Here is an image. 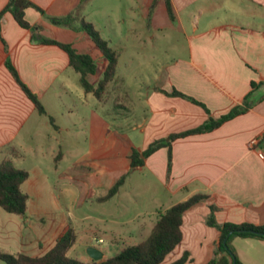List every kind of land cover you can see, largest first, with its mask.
<instances>
[{"label":"crops","instance_id":"obj_1","mask_svg":"<svg viewBox=\"0 0 264 264\" xmlns=\"http://www.w3.org/2000/svg\"><path fill=\"white\" fill-rule=\"evenodd\" d=\"M30 1L43 10L26 8L30 25H40L45 36L70 43L95 59L96 73L87 76L93 84L107 63L101 51L85 31L54 25L49 16H64L79 8L80 16L117 52L131 49L127 42L133 38L138 42L134 47L141 51L183 53L162 60L152 70L153 80L146 84L145 93L148 116L132 127L139 132H125L97 108L83 109L91 99L100 101L84 91L63 49L32 41L31 31L21 27L9 11L4 13L0 163L10 159L16 168L28 172L21 185L28 198L23 215L0 207L1 252L41 255L69 228L75 243L79 233H92L97 243L109 236L110 247L117 246L115 238L123 236L119 251L138 242L129 239L135 234L149 233L161 213L195 194L208 197L184 212L182 240L165 262L185 251L187 264H206L213 257L220 232L207 224L211 205L216 207L218 223H264V0ZM8 2L0 0V11ZM87 4L91 5L89 17L84 15ZM17 78L37 96L44 113ZM174 90L189 98L173 95ZM236 106L244 110L220 126L171 140L169 175L166 146L151 153L143 166L131 167L133 148L142 151L155 140L168 142L171 134L194 129ZM252 140L256 143L251 144ZM143 167L165 191L157 208L140 209L126 218H104L86 211L93 204L101 211L104 207L114 211L113 205L131 201L123 194L130 176ZM122 176L123 184L108 197ZM62 186L74 193L70 208L60 203L57 192ZM90 242L85 246L102 251ZM231 243L243 264H264V239L236 236ZM102 252L103 259L110 257ZM80 260L91 257L87 254Z\"/></svg>","mask_w":264,"mask_h":264},{"label":"trees","instance_id":"obj_2","mask_svg":"<svg viewBox=\"0 0 264 264\" xmlns=\"http://www.w3.org/2000/svg\"><path fill=\"white\" fill-rule=\"evenodd\" d=\"M83 1V0H82ZM28 7H34L39 12L43 10L33 4L30 0H9L8 4L0 11V33L1 20L5 12L9 11L16 22L23 28L31 31V40L42 44H53L63 49L69 57V64L79 75V83L86 93H92L98 101H103L111 83L117 72L119 52L112 48L108 42L103 39L93 24L86 21L79 14V8L64 16H49V21L58 26L72 29H80L87 33L95 45L99 48L107 63L99 80L93 84L88 79L89 74H95L98 68L97 62L91 55L78 52L70 43L60 42L47 37L42 33L40 25H30L25 19V10ZM168 12L172 16L168 4ZM13 74L17 76L13 68ZM24 92L32 99L40 113H44V108L39 102L37 96L18 78ZM256 84L252 82L254 87ZM173 95H179L189 98L181 92L173 91ZM192 101L196 100L190 98ZM244 108L236 106L229 112L222 114L218 118H209L202 125L187 130L185 132L171 134L169 141L155 140L151 142L144 150L139 151L135 148L130 153V165L132 168L143 166L145 159L161 146L168 148L167 153V174L171 171V140L177 137H183L193 133L210 131L223 122L240 114ZM26 170L16 168L10 159H4L0 163V207L8 213L23 215L27 207V194L21 189L22 183L27 179ZM125 176H122L110 188L107 196L114 195L123 184ZM206 194H195L188 199L178 202L163 213H161L153 224L148 235L133 245L122 247L114 255L95 261H82L76 257L68 255V250L75 243V233L69 228L45 253L41 255H29L26 253L11 254L0 251V261L5 264H187L189 254L185 251L179 258L165 262L166 256L171 253L182 240V216L186 210L196 203L207 199ZM216 207L210 206V214L207 218V224L216 227L220 234L215 242L214 255L206 264H243L232 246V239L240 237H257L264 239V223L254 224L250 222L218 223L214 217Z\"/></svg>","mask_w":264,"mask_h":264},{"label":"rangeland","instance_id":"obj_3","mask_svg":"<svg viewBox=\"0 0 264 264\" xmlns=\"http://www.w3.org/2000/svg\"><path fill=\"white\" fill-rule=\"evenodd\" d=\"M113 8L108 11H112ZM89 17L91 11V5H86L85 10ZM121 11V10H118ZM72 29V28H71ZM149 42V40H148ZM123 43H121L122 45ZM129 45H133L132 48H127L123 52H119L120 56L118 58L117 72L115 79L109 83L107 93L105 94L104 100L97 102L95 99H91L89 103L84 104V110L89 108H97L100 110L107 118L116 126L120 127L119 130L129 131V132H139L138 129H132L136 126L145 116H148V106L145 104V93L146 84H150L153 80L152 70L156 68L157 64L162 60H169L171 56L176 54H181L183 52H163L156 51L154 49H148L141 51L134 47L138 42L133 38H130L127 42ZM120 47V45H118ZM70 72L77 76V74L70 69ZM78 94V91H77ZM85 141V138L83 139ZM85 145V142H84ZM83 145V147H85ZM141 169V168H140ZM143 172L147 174L145 177ZM68 186H62L61 191L57 192L60 197V203L65 207H72L73 205V194H70ZM126 192L123 194V198H128L131 201H123L120 207L111 205L114 208L112 210H99V205L93 204L88 206L86 211L91 213H101L104 218L108 216H122L126 218L132 216L140 209H151L158 207V202L165 198L166 194L157 179L149 173L144 167L141 170H137L130 176L127 183ZM178 196L174 199H177ZM7 214L5 211H2ZM121 218V217H120ZM93 223V220H89ZM119 226V225H117ZM148 233L135 234V237L129 238L130 240H135L138 242L144 239ZM90 236V237H89ZM92 233L88 234H78L76 243L73 249L68 250V255L80 259L82 256L87 255V248L85 246L86 241H91V245H95L102 249L105 253L112 256L117 251L118 248L123 244V236L120 238H115L117 246H111V241L109 236H103L104 242L97 243L95 239L91 238ZM96 237L97 234H96ZM128 237V236H127ZM127 239V238H126ZM128 240V239H127ZM73 246V245H72ZM0 264H5L0 261Z\"/></svg>","mask_w":264,"mask_h":264},{"label":"water","instance_id":"obj_4","mask_svg":"<svg viewBox=\"0 0 264 264\" xmlns=\"http://www.w3.org/2000/svg\"><path fill=\"white\" fill-rule=\"evenodd\" d=\"M87 254L95 261H100L103 259V252L93 246H89L87 248Z\"/></svg>","mask_w":264,"mask_h":264},{"label":"built area","instance_id":"obj_5","mask_svg":"<svg viewBox=\"0 0 264 264\" xmlns=\"http://www.w3.org/2000/svg\"><path fill=\"white\" fill-rule=\"evenodd\" d=\"M254 143H256V140H252V141H251V144H254ZM258 155H259L261 158H263V153H262V152H258ZM99 241H101V240H99Z\"/></svg>","mask_w":264,"mask_h":264}]
</instances>
